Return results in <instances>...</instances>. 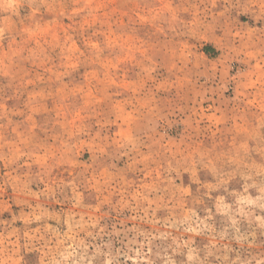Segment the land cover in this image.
Segmentation results:
<instances>
[{"label":"rangeland","instance_id":"1","mask_svg":"<svg viewBox=\"0 0 264 264\" xmlns=\"http://www.w3.org/2000/svg\"><path fill=\"white\" fill-rule=\"evenodd\" d=\"M0 264H264V0H0Z\"/></svg>","mask_w":264,"mask_h":264}]
</instances>
